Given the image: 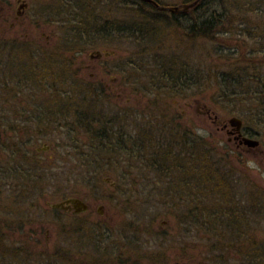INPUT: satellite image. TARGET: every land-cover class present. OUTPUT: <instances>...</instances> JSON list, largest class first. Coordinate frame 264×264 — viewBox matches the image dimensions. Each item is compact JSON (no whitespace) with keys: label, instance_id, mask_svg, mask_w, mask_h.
Returning a JSON list of instances; mask_svg holds the SVG:
<instances>
[{"label":"rangeland","instance_id":"1","mask_svg":"<svg viewBox=\"0 0 264 264\" xmlns=\"http://www.w3.org/2000/svg\"><path fill=\"white\" fill-rule=\"evenodd\" d=\"M22 1L27 4L25 15L15 21L16 0H0V8L13 7L11 17L0 20V70L11 72L9 65L13 63L33 72L34 82L17 80L16 77L23 76L18 74L8 85L18 92L12 107L16 115L38 119L30 130L35 141L25 148L27 153L39 149L38 156L30 154L25 159L30 164L43 162L47 168L43 167V171H47L50 178L41 185L40 192L35 193L14 179L17 166L5 165V153L0 152L4 264L69 263L56 262L38 249H33L31 254L14 251L20 241L29 243L24 231L14 229H18L21 221H29L36 212L35 220L47 222L46 227L50 228L48 232L43 230V241L49 240L51 248L63 244V252L68 247L77 251L82 246L95 256L111 255L113 259L122 243L137 246L142 243L140 238L144 236L132 230L140 223L141 227H151V244L158 243L161 235L167 233L168 241L179 245L178 251L183 247L189 249L197 262L262 264L264 218L258 223L253 222L252 217L222 212L226 201L234 210L236 197L241 192L238 185L228 183L229 171L225 168L237 161L225 148L227 135L215 131L213 123L212 132L207 135L201 128L202 123L197 124L196 136H201V143H207L202 146L208 153L212 151L215 161L220 162L222 154L226 156V161L217 163L216 168L228 184L215 187L207 185L204 179L195 207L205 212L195 218V232L187 235L186 225L176 222V217L183 213L175 210L176 214L168 213L171 207L167 200L157 202L156 192L149 193L147 189L145 193L139 185L146 178L143 171H138L142 159H135L128 147L135 145L141 133L127 129L126 125L134 123L126 122L138 120L132 116L181 114L183 110L198 117L208 108L211 115L221 119L236 116L247 119L250 124L255 119L264 134V15L237 13L232 24H227L224 31L211 40L194 37L187 30L189 22H194L200 13L194 15L189 10L174 15L165 11L153 14L156 21L145 20L149 27L137 29L140 32L132 30L135 33L128 34L129 37L128 27L137 22L127 14L131 5L114 3L111 6V0ZM163 2L170 6L183 4V0ZM135 9L147 12L141 5H135ZM96 52L112 53L101 59H90ZM218 72H221L219 76ZM90 73L96 79L102 76L109 87L91 91L83 84L93 81ZM229 81L238 85H230ZM112 122L115 127L111 128ZM121 123L123 129L119 128ZM202 136H205L204 141ZM200 152L199 149L197 154ZM30 164L23 165L22 171H29ZM258 173V178L264 180L263 167ZM111 182L120 184L124 192L114 203ZM69 197L82 198L91 205V212L79 217L91 223L84 227H90L88 234H95L96 246H92V241L82 240L84 234L81 236L80 230L65 233L62 237L67 241L62 242L61 232L56 229L61 226L60 221L64 222L60 218L62 214L52 212L49 204ZM162 203L165 205L161 206ZM99 208L103 210L101 215L96 213ZM112 210H120L122 214L111 216ZM230 217L237 220V224L227 229L225 222ZM214 220L219 227L217 230L211 229ZM26 225L32 226L29 222ZM160 225L163 227L158 229ZM261 247L263 251H259ZM45 250L47 255L48 249ZM142 250L153 249L143 246ZM50 251L48 255L53 254V250Z\"/></svg>","mask_w":264,"mask_h":264},{"label":"flooded vegetation","instance_id":"2","mask_svg":"<svg viewBox=\"0 0 264 264\" xmlns=\"http://www.w3.org/2000/svg\"><path fill=\"white\" fill-rule=\"evenodd\" d=\"M16 2L18 6L15 9V21H17L19 17L24 16L25 10L27 9V4L24 1L16 0ZM12 9L13 7L0 8V20L2 21L3 18L6 19L8 16L11 17ZM111 53L112 52H100L99 55H96L95 53V55L91 54L89 58L92 59L95 57L94 59L97 60L101 59L103 55H111ZM86 67L89 69L91 68L89 65ZM86 67L82 66L83 70H86ZM89 76L93 81L83 83L87 88L99 90L107 89L109 87V84L104 82L102 76L100 79H96L93 73H90ZM209 112L210 110L206 108L205 111L201 113L202 115H199L198 117L196 115H190L184 110L181 114L132 116L138 120L126 122L134 123L126 125L127 129H133L134 131L141 133V135L136 137L135 142L133 141L135 145L128 147L135 159H142V161L139 162L141 165L140 168H138V171H143V177L146 178L139 185L143 186L145 193L147 189L149 193L156 192L154 197H156L157 202H163L164 199L167 200L166 203L171 207L168 213H174L175 211L183 213V215H180L178 218L176 217L178 220H176V222L179 223L180 221L186 225L188 230L187 235H192V232L194 233L196 230V196H201L202 194L201 192H198L199 187L198 184H196V176L201 175V173L200 171H197V166L192 160L195 156H200L202 158L204 155L203 152L209 154L205 147L207 146V143L204 141L205 136H202L204 141L202 143L200 142L201 136H196L195 129L198 123H202L201 128L204 129L207 135H210L212 132L211 123H213L215 131L225 133L227 135L225 147L227 148L229 155L232 154V156L236 157L237 163L233 165L234 167L229 164L225 168L229 171L228 176L230 178L228 182L235 183L236 186L238 185V188H241V192H239L240 194L236 197L237 201H235L236 210L234 211L236 212V216L248 219L252 217L254 219L253 222L256 221L258 223L262 220L260 218H264V180L258 178V171L261 167L264 168V134L259 129L258 125H260V123L256 122L255 119L252 120L253 122H251V124L247 119H240V123L236 126L230 123L231 117L221 119L218 115H211ZM197 119H200V121ZM112 127H115L113 122L111 123V128ZM119 128H124L122 123ZM138 129L142 130L138 131ZM119 148H121V146ZM112 149L116 150L115 147H112ZM199 149L201 152L197 154ZM168 160L171 161L169 162ZM175 160H177V162ZM206 168L204 174L211 172L210 165L206 164ZM224 175H227V173ZM111 187L115 193L112 195L114 203V201H117V198L124 196V192L120 189L121 185H117L115 182H111ZM79 199L88 205L87 211L79 213H76L72 209H56L52 211L55 212V214L61 213L62 217L60 218L61 220H64V222L60 221L58 225L61 226H56V229L61 232V237L62 235H66L65 233L67 232L77 233L80 230V232H82V234L80 233L81 236L84 234V239L82 238V240L92 241V246L94 247L96 246L94 241L96 240L94 237L95 234L93 232H91L93 234H88L87 231L90 227H84L85 224L91 223H86L80 218L82 215L91 212V205L82 198ZM163 205L165 204L162 203L161 206ZM118 212L119 214H122L120 210H118ZM118 212L112 210L111 216L115 214V217L116 215L119 217ZM176 212L174 214H176ZM96 213L101 215L103 210L99 208ZM36 217L37 212L35 213V216H31L29 221H21L17 226L18 229H14L19 232L24 231L25 234L29 236V243L22 244L25 241L22 240L20 241L22 245L15 244V252H29L31 254L34 252L33 249H38L43 256L49 258L53 257L56 262H61L63 260L69 261V263L63 261L67 264H205V261L203 262L202 260L197 262L187 248L183 247L178 251L179 245L175 244L173 241V243L169 242L167 239L169 235L167 233L161 235V239L158 243L151 244L152 233L149 232L151 227H149V225L141 227L140 223L131 227L135 233L144 236V239H142V237L140 238L142 243L138 246L130 244L129 242L122 243L124 245L118 248L113 259L111 258V255L109 257H100L103 254L95 256L88 250L82 249V246H78L79 248H77L79 250L77 249V251L68 247L65 248V252H63V244L51 248L49 240L43 241V230L45 229L46 232H48L50 228L46 227L48 226L47 222H39L38 220H35ZM180 217L182 219H179ZM28 222L32 226L26 227ZM34 224H36V226ZM162 227L160 225V227L157 228L159 229ZM2 230L3 227H0V264H4L1 249L3 246L1 237ZM62 238V242L67 241L65 237ZM143 246H148L153 250H148L149 252L144 251L142 250ZM155 246L159 249H156ZM45 248L48 249L47 255ZM112 249L113 248H111V250ZM50 250H53V254L51 253L48 255V253L51 252Z\"/></svg>","mask_w":264,"mask_h":264},{"label":"trees","instance_id":"3","mask_svg":"<svg viewBox=\"0 0 264 264\" xmlns=\"http://www.w3.org/2000/svg\"><path fill=\"white\" fill-rule=\"evenodd\" d=\"M154 1L162 6L171 5L163 2L164 0H154ZM193 1L194 0H183V3L186 4V3H191ZM114 3L125 6L131 5L129 11L127 10V12H129L127 14L131 18L134 19L136 18L137 22H133V25L132 26L130 25L128 27V29L130 30L128 31L127 35L128 34L134 35L135 32H132V30L136 31L137 29L140 30L147 29V27H149L148 26L149 22H144L145 20L156 21V19H154L155 16L153 14H160L161 12H165V11L157 10L152 3L141 0H111V6ZM135 5L143 6L144 8L147 9L146 10L147 12H145V10H136ZM148 12H151L152 15ZM190 12L191 14L194 15L197 13L200 14H198L197 17L194 18V22H189L187 29L189 33H192L194 37H201V38L214 40L219 33L224 31L227 24L228 25L232 24L231 20L234 19V15H236L237 13H245V14L247 13V15L249 13H256L257 15L263 16L264 0H201L194 8L190 10ZM173 14L176 15V13ZM181 16L182 15H180L179 17ZM175 18L176 17H174V19ZM121 27L124 30V26ZM95 31L99 32V30H95ZM6 68H8V65L6 66ZM9 68L10 70H12L11 72L0 70V152L3 151V153H5L4 156L7 159L4 162L5 165L12 164L13 166L15 165L17 166L16 169H14L15 171V174L13 175L14 179L19 180L20 182L19 184L24 185V187L27 186L29 189L34 190L35 193H38L40 192L41 185L45 183V181H47L50 177L48 176L47 178V174H46L47 171H43V167H44L43 162L36 161V162H31L30 164V162H27V159H25L26 155L29 156L30 154L34 156H38L37 149L36 150L32 149L29 153H27L28 150L25 149L31 142L35 141V137L30 133V130L34 124L38 123V119L35 118L36 116L23 117V115H19V116L16 115L17 111H15V109H12V107L15 106L14 96H16V93L18 92H15V87H11L10 85H8V82L12 81L13 77L15 78L16 76H18V74L20 75L23 74V76L16 77L17 80H19L20 78V80H27V81L29 80L30 83L31 80L32 82H34L33 75H31V73L33 72H31L32 70L29 71L26 67H24V65H20L16 67L15 65H13V63L9 65ZM220 74L221 72H218L217 76H219ZM229 84L233 86L238 85V84H234L233 81H229ZM89 89L92 91L91 88ZM49 110H53V109H49ZM82 118L83 117H80L79 119ZM203 153L204 155L202 158L200 156H195L194 159L192 160V162L197 166L196 167L197 171H200L201 173V175L196 176V184H198V187L200 188L204 187L202 185L204 183V179L207 180L208 183L207 185L214 184L215 187L216 185L227 184L224 176L218 174L216 168L217 163L220 165L222 162L224 163L226 161L225 159L226 156L222 154V157L218 159L220 162H216L215 160L217 159L215 158L212 151L209 152V154H207L206 152ZM30 160L32 161V159ZM33 161L35 160L33 159ZM175 161L177 162V160ZM25 164L26 165L30 164V166H28L31 168L29 171H22V166L23 165L25 166ZM206 164L211 166L210 167L211 172H209L211 174L209 173L204 174V170L207 169ZM19 165H21L20 168ZM44 169L47 170L46 167H44ZM222 177L223 180H225L224 183ZM226 195L229 196V193ZM225 207H226L225 210L222 211L223 213L231 214L233 216L236 215V212L234 211L236 210L235 209L236 207L234 208V210H232L231 207H228V201H226ZM204 212L205 211L203 209L197 208L196 217L199 218V216L200 215L202 216ZM227 221L228 222H225L227 227L224 226L227 229L232 228L233 225L237 224L236 222L237 220H235L233 217H230L229 220ZM215 224H216V220H214V222L211 223L212 230H217L219 228ZM240 234L244 236V233L240 232ZM259 251H263L262 247ZM262 264H264V261L262 262Z\"/></svg>","mask_w":264,"mask_h":264},{"label":"water","instance_id":"4","mask_svg":"<svg viewBox=\"0 0 264 264\" xmlns=\"http://www.w3.org/2000/svg\"><path fill=\"white\" fill-rule=\"evenodd\" d=\"M141 1L152 3L155 6V8L159 11H168L171 13H184L194 8L201 0H194L191 3L179 4L176 6H162L158 4L157 2H155L154 0H141ZM99 54L100 52H96V55H99ZM230 123L232 125L238 126V124L240 123V119H238L237 117H232L230 119ZM44 149L46 150L48 148L45 147ZM37 150L39 151V149ZM50 207L52 209H59V210H71L72 209L76 213L84 212L88 210V205L84 201L76 197H72L65 201L50 204Z\"/></svg>","mask_w":264,"mask_h":264}]
</instances>
